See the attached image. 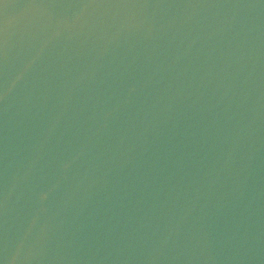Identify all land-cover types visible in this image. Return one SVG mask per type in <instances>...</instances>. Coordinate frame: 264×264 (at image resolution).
Wrapping results in <instances>:
<instances>
[{"label": "water", "instance_id": "95a60500", "mask_svg": "<svg viewBox=\"0 0 264 264\" xmlns=\"http://www.w3.org/2000/svg\"><path fill=\"white\" fill-rule=\"evenodd\" d=\"M0 264H264V0H0Z\"/></svg>", "mask_w": 264, "mask_h": 264}]
</instances>
